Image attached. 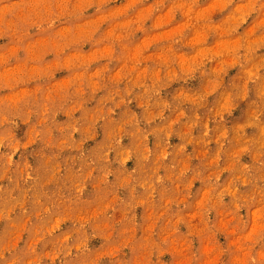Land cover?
<instances>
[{"label": "rangeland", "instance_id": "rangeland-1", "mask_svg": "<svg viewBox=\"0 0 264 264\" xmlns=\"http://www.w3.org/2000/svg\"><path fill=\"white\" fill-rule=\"evenodd\" d=\"M0 264H264V0H0Z\"/></svg>", "mask_w": 264, "mask_h": 264}]
</instances>
